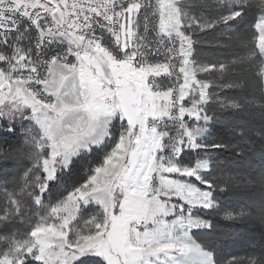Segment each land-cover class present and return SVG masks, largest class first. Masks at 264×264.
<instances>
[{"label": "snow or ice", "instance_id": "1", "mask_svg": "<svg viewBox=\"0 0 264 264\" xmlns=\"http://www.w3.org/2000/svg\"><path fill=\"white\" fill-rule=\"evenodd\" d=\"M256 155L264 0H0V264H264Z\"/></svg>", "mask_w": 264, "mask_h": 264}, {"label": "trees", "instance_id": "2", "mask_svg": "<svg viewBox=\"0 0 264 264\" xmlns=\"http://www.w3.org/2000/svg\"><path fill=\"white\" fill-rule=\"evenodd\" d=\"M208 53L205 52L204 55L206 56ZM11 163V162H9ZM245 163L247 165H250L252 167H255V168H259L262 164H264V161L261 160L260 156L256 155V156H252L251 158H249L247 161H245ZM233 203H239L240 201L239 200H234L232 201ZM224 222H221V225H223ZM251 226L250 225H247V224H238L236 225L235 227V231L237 233H245L247 232V230L250 228ZM251 234V233H249ZM222 240H227L228 237H222L221 238Z\"/></svg>", "mask_w": 264, "mask_h": 264}]
</instances>
